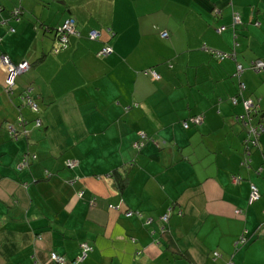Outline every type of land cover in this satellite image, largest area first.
<instances>
[{
    "label": "crops",
    "instance_id": "obj_1",
    "mask_svg": "<svg viewBox=\"0 0 264 264\" xmlns=\"http://www.w3.org/2000/svg\"><path fill=\"white\" fill-rule=\"evenodd\" d=\"M69 16L113 53L71 36L54 54ZM2 55L31 68L8 92L0 63V264H264V0H0ZM244 99L263 124L251 148Z\"/></svg>",
    "mask_w": 264,
    "mask_h": 264
},
{
    "label": "built area",
    "instance_id": "obj_2",
    "mask_svg": "<svg viewBox=\"0 0 264 264\" xmlns=\"http://www.w3.org/2000/svg\"><path fill=\"white\" fill-rule=\"evenodd\" d=\"M18 13H19V10L16 9L15 14L18 15ZM234 22L235 23L240 22V17L238 15H235ZM60 26L61 27L60 28L58 27V30H60L61 33L59 34V37L55 41V50H54L55 52H58L60 50V48H62V46L64 48L67 47L68 38H69L70 34L79 33L77 28H76L75 21L71 18L66 19L64 21V23L61 24ZM223 28H224V26L220 27L218 30L222 31ZM162 35L167 36L168 34L166 32H163ZM89 36L91 39H95V38L100 37L101 34L97 30H91L89 33ZM113 51L114 50H113L112 46L106 45L99 51V53L101 55L105 56V55H109V54L113 53ZM219 55L221 58L227 57V56H229V57L232 56L231 54L222 53V52H219ZM0 61H2V63L8 69L9 75H8V78L6 79L7 80L6 81V89L8 92H11L14 88V85H15V76L26 72V70L29 69V67H30V63L27 60L21 61L19 63H15L10 59L9 56H6V55H2L0 57ZM253 66L256 67L257 69H262V68H264V62L263 61H256L253 63ZM242 70H243L242 65H238L236 75H240ZM152 76H153V78H158L159 75L155 71H153ZM241 87H242V89H244L245 84L241 83ZM25 98H27L28 104L31 106V108L34 111H37L39 109L38 104L35 101H33L32 99H30L29 95L23 97V99H25ZM233 101H234V103H237V98L234 97ZM244 105L246 108V113L239 115V118L244 121V124L249 131L250 146H257V145H259L257 138H258L260 132L263 131V124H260V123L255 124L252 122V120L255 117L254 115L258 114V109H257L256 105L254 104V102L251 99H244ZM201 120H202V116H197V117H194L192 119L193 122H200ZM38 124H41L40 120H38ZM188 126H189L188 122H185L184 127L187 128ZM8 130H9V134L11 137L12 136L13 137L18 136L17 128L15 127L14 124H9ZM135 145L138 147L139 143H135ZM249 148H251V147H249ZM35 155L36 154H34L33 156L35 157ZM28 164H29V160H28V155H27L24 158L21 167H25ZM76 164H77V161L75 159H69L65 162V166L69 167V168H74ZM82 195H84V191L79 192V196H82ZM259 197H260V191H259L258 187L255 184H252L249 202L254 203ZM131 214H132L131 211H129L127 213V215H131ZM167 218H168V215H165L163 217L164 220H167ZM82 248H83V252L80 256L77 257V261H83L87 257L88 251L91 249V246H89L87 243H83ZM51 258L53 260H55L56 262L61 263V264H63V262H64V258L59 256L56 252L51 253Z\"/></svg>",
    "mask_w": 264,
    "mask_h": 264
},
{
    "label": "trees",
    "instance_id": "obj_3",
    "mask_svg": "<svg viewBox=\"0 0 264 264\" xmlns=\"http://www.w3.org/2000/svg\"><path fill=\"white\" fill-rule=\"evenodd\" d=\"M20 12V11H19ZM13 14H15V13H13ZM18 14H21V12L20 13H18ZM68 18H71V19H73L74 21H75V24H76V22H77V19L75 18V17H73V16H69ZM68 18H66V19H68ZM65 19V20H66ZM76 28H77V25H76ZM78 30V29H77ZM91 30H97V31H99L100 32V34H101V31L99 30V29H95V28H92V29H90V31ZM218 30V29H217ZM90 31H88V33H87V35H84L81 31H79L78 30V32L79 33H76V34H70L69 35V38H68V45H67V47L66 48H64L63 46H62V48H60V50L58 51V52H55L54 50H55V45H54V47H53V49H52V51H53V53L54 54H58V53H61L62 51H64V50H66V49H68V47H69V43H70V37L71 36H78V37H85V38H87V39H90V40H92V41H95V42H100L101 43V48H100V50L104 47V46H106V45H110V44H108V43H106L105 41H102V39H101V36L100 37H98V38H95V39H91L90 38V36H89V33H90ZM111 31V30H110ZM219 31V30H218ZM54 39H55V41L57 40V38L59 37V34L61 33L60 32V30H58V26L54 29ZM112 32V31H111ZM163 32H165V31H163ZM219 32H221V31H219ZM113 33V32H112ZM166 33L168 34V32L166 31ZM169 35V34H168ZM168 35L167 36H163V37H168ZM110 46H112V45H110ZM113 47V46H112ZM202 49H204V50H206V51H208L209 52V54H211L212 56H214V57H216V58H218V59H220L221 57H220V55H219V52H222V53H228V54H233L232 52H224L223 50H220V49H217V48H214V47H211V46H209V45H207V44H203L202 45ZM99 50V51H100ZM113 50H114V48H113ZM98 51V52H99ZM171 61H165L163 64H165V65H169L170 67H172V64L170 63ZM160 64V63H159ZM159 65H155V66H152L151 67V69H147V73H149V74H151L152 75V72L153 71H155L158 75H160V73L156 70V67H158ZM30 68H31V66H30ZM29 68V69H30ZM28 69V70H29ZM235 75H236V73H235ZM236 76H238V75H236ZM26 94V93H25ZM24 94V95H25ZM24 95L21 97L22 98V100H23V103H25V104H27L28 105V102H27V98H25V99H23V97H24ZM26 96V95H25ZM29 98L30 99H32L31 97H30V94H29ZM34 99V98H33ZM33 101H35V100H33ZM36 102V101H35ZM37 103V102H36ZM257 115H259V114H257ZM257 115H254L255 117L257 116ZM195 117H197V116H195ZM254 117V118H255ZM262 117V116H261ZM194 118V117H193ZM192 118V119H193ZM192 119H190V120H192ZM21 120H23V118L22 117H19V119H18V126H20V127H22L23 126V122L21 121ZM260 121L258 120V122L257 121H255V124H258ZM40 125V124H39ZM15 127L16 128H18L16 125H15ZM247 128V127H246ZM7 129H8V126H7ZM247 131H248V129H247ZM8 132H9V130H8ZM17 132H18V130H17ZM248 133H249V131H248ZM261 133V132H260ZM10 135V134H9ZM11 137V136H10ZM12 139H14V138H17V137H11ZM249 139V138H248ZM249 142H250V140H249ZM248 143V142H247ZM250 144V143H249ZM257 146H259V145H257ZM249 147H251V146H249ZM33 154V153H32ZM65 165V164H64ZM115 174H116V176H117V182H119V184H120V186H122V187H125L126 186V184H127V180H126V177L124 178V176L121 174V173H118V171H115ZM130 210H128V211H126L125 213H126V215H127V213L129 212ZM132 212V214L133 213H135V212H133V211H131ZM131 214V215H132ZM127 216H130V215H127ZM168 232H164V234L166 235ZM83 243H87L89 246H91V249L88 251V253L93 249L92 248V245L88 242V241H86V242H83ZM83 243H81V244H83ZM82 248V247H81ZM81 254H82V252H81ZM80 254V255H81Z\"/></svg>",
    "mask_w": 264,
    "mask_h": 264
},
{
    "label": "rangeland",
    "instance_id": "obj_4",
    "mask_svg": "<svg viewBox=\"0 0 264 264\" xmlns=\"http://www.w3.org/2000/svg\"><path fill=\"white\" fill-rule=\"evenodd\" d=\"M61 2V1H60ZM59 28L61 27L60 25L58 26ZM24 61V60H23ZM28 61V60H27ZM29 62V61H28ZM0 63H2V61H0ZM19 63V62H18ZM30 63V62H29ZM3 64V63H2ZM4 65V64H3ZM5 66V65H4ZM30 66H31V64H30ZM6 67V66H5ZM7 68V67H6ZM30 68V67H29ZM8 70V69H7ZM26 71H28V69L26 70ZM16 77V76H15ZM8 78V77H7ZM7 81V80H6ZM28 155V160H29V164L27 165V166H25V167H28L29 165H30V163H31V161L32 160H35V159H37V156L35 155V157L33 156L34 154H32V153H24L23 154V159H22V161H21V163L18 165V168H19V170H22V169H24V167H21V165H22V162H23V160H24V158L26 157ZM65 162V161H64ZM67 168V167H66ZM69 169H74V168H69ZM49 172V171H48ZM46 175L49 177L50 175H51V173L49 172V173H46ZM70 181H72L71 183H75V182H80L81 181V177L79 178V175H75L73 178H71L70 180H68L67 182H69L70 183ZM78 195H79V193H78ZM83 196V195H82Z\"/></svg>",
    "mask_w": 264,
    "mask_h": 264
}]
</instances>
